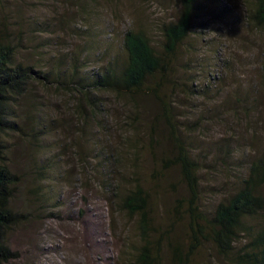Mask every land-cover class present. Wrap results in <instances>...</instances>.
I'll list each match as a JSON object with an SVG mask.
<instances>
[{
    "label": "rangeland",
    "instance_id": "1",
    "mask_svg": "<svg viewBox=\"0 0 264 264\" xmlns=\"http://www.w3.org/2000/svg\"><path fill=\"white\" fill-rule=\"evenodd\" d=\"M250 1L197 0V16L159 91L100 90L104 112L94 120L81 116L77 95L59 82L30 83L12 106L23 121L11 118L25 132L1 134L2 161L16 175L9 206L17 214L3 230L13 252L3 264H133L143 239L136 215L111 205V179L118 191L138 182L147 193L149 238L159 243L161 264L168 263L169 234L185 247L189 194L178 167L166 161L175 150L171 129L197 160V205L208 213L264 148V31L246 23ZM179 7L180 0H0V36L14 45L17 62L42 71L54 65L49 77L59 73L60 80L72 56L91 50L88 68L108 60L95 54L97 46L109 43L108 55L119 53L131 18L158 48L161 22ZM34 124L45 132L29 130ZM117 169L126 177L119 179ZM248 222L252 230L259 223ZM238 238L240 248L250 236ZM236 259L205 242L189 264H242Z\"/></svg>",
    "mask_w": 264,
    "mask_h": 264
},
{
    "label": "trees",
    "instance_id": "2",
    "mask_svg": "<svg viewBox=\"0 0 264 264\" xmlns=\"http://www.w3.org/2000/svg\"><path fill=\"white\" fill-rule=\"evenodd\" d=\"M248 5L246 23L264 31V0H252ZM196 9L197 0H180L175 18L162 21L160 24L161 42L157 45L158 48L152 42L146 27L131 18L130 26L120 32L119 53L108 55L109 43L97 46L95 54L107 55L108 60L101 67L90 65L88 68L86 65L91 60V50L72 56L65 77L60 80L59 73L53 78L49 77L54 65L42 71L37 65L17 62L14 59L16 50L14 45L7 38L0 36V264L8 260L13 253L2 240L3 230L17 218V214L9 206L11 185L15 183L16 175L2 161L4 145L1 134L14 129L25 132L21 124L23 118L15 114L12 106L20 97L29 93L32 82L45 86L59 82L65 91L77 95L75 106L81 116L86 118L89 116L92 120L104 112L101 96L97 94L100 90L117 94L143 90L158 92L160 83L169 78L171 59L191 30L192 21L197 16ZM260 69L264 82V50L261 53ZM208 77L215 79L214 75ZM208 81L206 79L203 84L206 88L209 87ZM191 86L194 88L193 92L197 93V85L193 81ZM12 114L16 116L14 119L19 118L21 122L17 120L18 123H15L11 118ZM36 119L39 120L38 117ZM170 125L172 126V123ZM33 129L42 128L34 124L29 130ZM44 129L49 131L51 127L48 125V128ZM31 135L33 137L32 133ZM170 136L175 140V150L166 161L180 170L187 184L189 199L186 207L188 212L186 245L184 247L181 241L169 234L167 264H189L197 248L205 242L211 243L219 254L232 252L236 260L242 264H264V148L246 163L245 171L239 173L236 187L219 199L208 213L197 205L199 192L195 174L198 170L197 160L190 153L191 148L185 145L186 141L174 134L172 129ZM37 145L41 147L40 144ZM112 157L118 160V156ZM115 171L119 179L126 177L123 171L118 169ZM111 181V205L120 211H126L129 215H136L138 229L143 239V243L137 248L133 264H161L159 243L156 241V245L153 246L149 238V230L153 225L152 218L148 215L147 193L138 182L127 188V191L121 189L118 191L120 184L113 183L114 179ZM105 186L108 188V184ZM173 206L174 214L179 215L182 212L181 203L176 199ZM250 219H258L259 223L254 230L248 222ZM245 231L250 238L238 248L236 244L238 236Z\"/></svg>",
    "mask_w": 264,
    "mask_h": 264
},
{
    "label": "bare ground",
    "instance_id": "3",
    "mask_svg": "<svg viewBox=\"0 0 264 264\" xmlns=\"http://www.w3.org/2000/svg\"><path fill=\"white\" fill-rule=\"evenodd\" d=\"M216 79V78H215Z\"/></svg>",
    "mask_w": 264,
    "mask_h": 264
}]
</instances>
